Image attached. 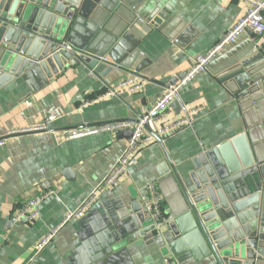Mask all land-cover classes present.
Wrapping results in <instances>:
<instances>
[{"label": "crops", "instance_id": "obj_1", "mask_svg": "<svg viewBox=\"0 0 264 264\" xmlns=\"http://www.w3.org/2000/svg\"><path fill=\"white\" fill-rule=\"evenodd\" d=\"M65 1L76 5L84 0ZM118 3L123 7L114 8V0L97 4L102 15L99 29L108 30L102 32L107 34L100 42L102 51L116 64L109 66V73L98 74L82 62L71 61L69 68L51 81L43 75L33 81L0 76V138H8L0 147V238L4 250L0 264H165L166 256L182 264L215 263L196 242L193 231L174 244V251L142 239L110 247L96 212L127 203L134 195L140 199L152 182L159 187L163 209L171 211L179 185L166 152L182 174L184 166L186 172L196 157L249 131L258 114H245L230 78L240 59L257 52L264 55V36L259 40L250 30L220 51L208 69L181 90L180 109L171 107L160 121L170 123L185 110L198 109L193 125L164 138L163 144L146 143L136 164L114 187L101 194L83 216L63 223L66 214L79 209L101 185L129 144V139L107 130L71 139L66 135L118 120H137L190 68L196 56L207 52L247 10L245 0ZM112 6L114 10L107 8ZM130 75L144 81L143 89L123 90L82 107L86 99H95ZM51 114L57 117L50 127L53 131L8 137L11 130L35 127ZM256 136L264 145V125ZM48 192L38 206L37 219L13 221L24 203ZM55 229L50 241L37 250L38 243Z\"/></svg>", "mask_w": 264, "mask_h": 264}, {"label": "water", "instance_id": "obj_2", "mask_svg": "<svg viewBox=\"0 0 264 264\" xmlns=\"http://www.w3.org/2000/svg\"><path fill=\"white\" fill-rule=\"evenodd\" d=\"M114 1V8L123 7L119 0ZM98 3L0 0V76L33 81L43 75L51 81L63 74L71 61L82 62L98 74L109 73V66L116 64L100 60L106 53L100 42L107 34L102 32L108 30L99 29L102 15ZM152 24L158 26L154 21ZM66 44L86 55L77 57ZM230 80L237 86L245 114L251 117L255 112L257 121L249 124V131L196 157L186 172L184 166L182 174L166 152L179 190L177 202L162 218L153 220L135 195L118 207L98 210L96 219L110 247L142 239L174 251V244L193 231L214 264L264 263V145L256 136L264 125L260 123L264 121V55L257 52L240 59ZM170 106L180 109L179 99ZM117 134L130 139L133 131ZM158 141L163 144L161 138ZM2 242L0 238V256L4 253Z\"/></svg>", "mask_w": 264, "mask_h": 264}, {"label": "built area", "instance_id": "obj_3", "mask_svg": "<svg viewBox=\"0 0 264 264\" xmlns=\"http://www.w3.org/2000/svg\"><path fill=\"white\" fill-rule=\"evenodd\" d=\"M247 2V10L245 15L235 23L226 33L205 53L199 54L195 57L192 65L186 71L185 75L179 79L175 84H170L166 87L164 92L158 99L142 114L137 120H118L109 122L104 125L85 127L80 130H73L66 135V139L76 138L83 134L98 133L103 130L107 131H122L131 129L133 131L132 137L129 139L127 149L121 155L113 169L105 177L101 185L93 192V194L84 201L79 209L68 212L63 223L73 218L83 216L88 209L95 203V201L108 189L114 187L123 174L129 172L138 158V154L146 143H154L158 138H164L174 135L186 127L193 125V114L198 109L185 110L184 115L170 123L161 124L160 121L169 111H171L170 104L173 100L178 99L181 90L195 80L198 75L205 72L211 65L212 61L217 57L220 51L224 50L228 45L234 43L238 36L246 30H250L259 40L264 36V0H245ZM65 48L80 57L86 55L85 52L79 51L71 44H66ZM101 61L108 62L109 58L106 56L100 57ZM144 81L136 75H130L123 80L117 81L115 84L109 86L104 93L98 95L95 99H86L82 107L90 105L95 100L103 99L105 96H115L121 91L126 90L135 92L143 89ZM57 119L56 115H49L45 122L35 127H27L11 130L9 136L16 134H23L28 132H43L50 129L51 124ZM148 125V129L145 125ZM8 138H0V147L4 146ZM48 193L40 194L34 198L29 199L13 216V221L21 220L34 221L40 215L39 204L48 196ZM140 200L144 209L148 211L149 216L153 220L162 218L165 214L163 209L162 198L159 192L157 183H150L142 192ZM60 226L57 227V229ZM46 235L37 245V250L43 247L50 241L53 233ZM165 264H182L178 259L171 256L165 257Z\"/></svg>", "mask_w": 264, "mask_h": 264}]
</instances>
